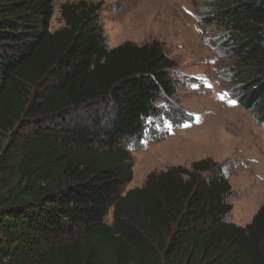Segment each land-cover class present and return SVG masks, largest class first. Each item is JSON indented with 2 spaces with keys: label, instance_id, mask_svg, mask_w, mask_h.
Returning a JSON list of instances; mask_svg holds the SVG:
<instances>
[{
  "label": "trees",
  "instance_id": "trees-1",
  "mask_svg": "<svg viewBox=\"0 0 264 264\" xmlns=\"http://www.w3.org/2000/svg\"><path fill=\"white\" fill-rule=\"evenodd\" d=\"M200 3L225 88L264 126V0ZM98 9L66 2L52 31L54 0H0V264H264V203L247 226L226 222L212 160L123 192L176 64L158 42L109 49ZM191 120L171 110V127Z\"/></svg>",
  "mask_w": 264,
  "mask_h": 264
},
{
  "label": "rangeland",
  "instance_id": "rangeland-1",
  "mask_svg": "<svg viewBox=\"0 0 264 264\" xmlns=\"http://www.w3.org/2000/svg\"><path fill=\"white\" fill-rule=\"evenodd\" d=\"M80 0H54L50 29L63 27L60 6ZM97 15L109 49L125 42L136 46L158 42L174 61L176 93L164 114L146 121L144 140L132 142V181L123 192L141 188L148 175L172 167L190 168L210 159L223 166L230 184L232 209L226 222L245 227L264 203V126L241 109L225 88L229 61L212 48L217 29L202 27L200 0H85ZM210 85V86H209ZM171 110L188 112L192 120L171 127ZM164 115V116H163ZM206 173L205 177H209ZM105 222L111 223V210Z\"/></svg>",
  "mask_w": 264,
  "mask_h": 264
},
{
  "label": "snow or ice",
  "instance_id": "snow-or-ice-1",
  "mask_svg": "<svg viewBox=\"0 0 264 264\" xmlns=\"http://www.w3.org/2000/svg\"><path fill=\"white\" fill-rule=\"evenodd\" d=\"M210 86V85H209ZM230 105L234 106L235 105V101H229Z\"/></svg>",
  "mask_w": 264,
  "mask_h": 264
}]
</instances>
